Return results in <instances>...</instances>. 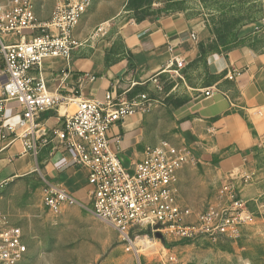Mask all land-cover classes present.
Wrapping results in <instances>:
<instances>
[{
    "label": "crops",
    "instance_id": "crops-1",
    "mask_svg": "<svg viewBox=\"0 0 264 264\" xmlns=\"http://www.w3.org/2000/svg\"><path fill=\"white\" fill-rule=\"evenodd\" d=\"M8 1L0 0V4L6 5ZM50 1L52 9L53 0ZM104 1L94 0V3L104 4ZM46 3L47 0H37L34 5L39 21H46L50 16L51 10L47 18L41 17ZM123 31L122 48L116 54H110L107 48L98 44L91 47L79 42L71 50L68 61L61 57L44 59L42 75L46 88L68 94L79 84L83 97L102 100L105 92L111 90L119 98L132 100L141 94L135 92L138 86L155 75L171 72L165 66L172 57L183 60L181 76L185 82L193 73H205L210 79L208 85L197 83L191 87V98L185 103L168 105L172 123L168 140L185 146L192 157L176 171L174 182L179 204L190 210L186 218L189 222L193 210L184 194L190 175L198 171V166L203 167L206 174L216 170L222 178L229 174L233 179L254 171L251 148L255 139L248 119L254 111L264 107V56L240 46L227 52H207L199 59V25L176 12L133 20ZM191 32L195 33L196 39L190 37ZM3 68L0 55V93L5 80ZM62 70H68L66 76L61 75ZM91 75L93 79H89ZM205 88H211L212 93L204 95ZM148 117L147 113L138 110L108 129L111 149L116 148V136H121L118 155L125 166L142 157L145 145L160 140L159 130L157 141L151 137ZM160 117L157 112V126L161 124ZM2 118L3 123L13 125L15 132H21L25 127L15 100L6 102ZM45 133L48 136L43 142ZM28 137L35 144L36 153L33 149L25 150L18 138L11 140L0 136V180L9 183L38 172L44 183L59 182L78 201L88 202L87 170L73 165L71 150L62 142L58 113L54 110L42 113ZM3 201L4 195L0 193V212L6 215L9 224L18 226L12 222L9 211L3 208Z\"/></svg>",
    "mask_w": 264,
    "mask_h": 264
},
{
    "label": "built area",
    "instance_id": "built-area-1",
    "mask_svg": "<svg viewBox=\"0 0 264 264\" xmlns=\"http://www.w3.org/2000/svg\"><path fill=\"white\" fill-rule=\"evenodd\" d=\"M36 1L9 0L6 5L0 4V55L5 75L0 93V136L18 138L25 150L33 149L36 153L35 144L28 136L42 113L49 110L58 113L62 142L71 150L73 165L87 170V197L93 214L128 242H131L130 234L145 239L146 232L157 230L183 239L199 235L232 236L239 225L250 222L252 216L242 206L231 180H225L218 188L217 205L199 212L196 220L186 221L190 210L179 204L174 187L176 171L192 160L185 146L160 139L145 145L142 157L130 166L122 163L118 155L121 136H116V148L111 149L108 129L126 116L144 111V93L126 100L108 90L104 98L98 100L83 97L79 84L68 94L47 90L42 62L58 57L69 60L71 50L79 44L73 29L92 0H53L46 21L36 18ZM190 37L196 39L195 33L191 32ZM183 66V60L175 56L165 67L182 78ZM67 72L62 70L61 75L66 76ZM88 77L94 78L93 75ZM211 93V88L204 89V95ZM11 100L20 107L25 123L21 132H15L12 124L3 123L5 104ZM43 136L44 142L48 135ZM248 177V174L240 176L241 179ZM6 183L0 180V187ZM41 202L49 212L59 214L65 206L78 200L61 183L46 181ZM26 250L21 229L9 224L6 215L0 212V264H16ZM140 256L136 249L135 264H142Z\"/></svg>",
    "mask_w": 264,
    "mask_h": 264
},
{
    "label": "rangeland",
    "instance_id": "rangeland-1",
    "mask_svg": "<svg viewBox=\"0 0 264 264\" xmlns=\"http://www.w3.org/2000/svg\"><path fill=\"white\" fill-rule=\"evenodd\" d=\"M129 1L105 0L104 4H95L92 0L74 28L75 39L91 47L98 44L116 54L122 48L123 30L133 20L176 12L199 25L203 55L244 46L264 56V0H142V8L135 12ZM43 10L41 17L45 19L51 10L50 0ZM209 81L203 72L193 73L186 82L168 72L138 86L135 92L146 95L144 112L149 115L151 137L157 141L159 130V139L168 140L172 129L170 102L185 103L191 98V87L197 83L208 85ZM157 112L161 116L159 126ZM248 124L255 139L251 148L254 171L249 177L233 179L228 174L222 178L216 170L206 174L198 166V171L190 175L184 194L194 221L199 212L218 204L220 185L225 180L233 181L237 197L252 216L250 222L238 226L234 235L183 239L157 230L146 232L149 246H142V236L135 234L129 235L128 242L93 214L87 200L67 205L59 214L49 212L41 202L44 182L38 172H33L23 180L0 187L3 208L21 228L27 247L16 264H135L136 249L142 264H264V107L250 115Z\"/></svg>",
    "mask_w": 264,
    "mask_h": 264
},
{
    "label": "trees",
    "instance_id": "trees-1",
    "mask_svg": "<svg viewBox=\"0 0 264 264\" xmlns=\"http://www.w3.org/2000/svg\"><path fill=\"white\" fill-rule=\"evenodd\" d=\"M129 2H131V6H132V9L133 11L135 12L136 10H139L140 8H142L143 6V3H142V0H130ZM142 18H137V20H140ZM203 55V46L201 43H199V59L202 58ZM171 104L173 105H181L182 102L181 100H173V102H170Z\"/></svg>",
    "mask_w": 264,
    "mask_h": 264
},
{
    "label": "bare ground",
    "instance_id": "bare-ground-1",
    "mask_svg": "<svg viewBox=\"0 0 264 264\" xmlns=\"http://www.w3.org/2000/svg\"><path fill=\"white\" fill-rule=\"evenodd\" d=\"M139 242H140V241H139ZM149 243H150V241L145 240V239H142V241H141V245H142V246H146V245H148ZM151 243H152V242H151ZM137 244H138V243H137ZM137 244H136V245H137ZM132 245H133V246H136L135 243H132ZM132 245H131V246H132ZM149 245H151V244H149ZM149 245H148V246H149ZM148 246H147V247H148ZM153 247H154V246H153ZM135 251H136V250H135ZM135 251H134V252H135Z\"/></svg>",
    "mask_w": 264,
    "mask_h": 264
}]
</instances>
